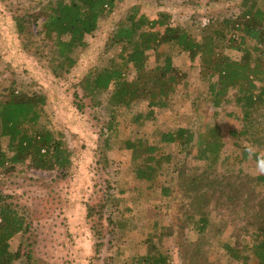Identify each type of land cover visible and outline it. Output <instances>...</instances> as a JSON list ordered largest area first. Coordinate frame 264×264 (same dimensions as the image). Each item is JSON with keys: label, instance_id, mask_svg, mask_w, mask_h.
I'll list each match as a JSON object with an SVG mask.
<instances>
[{"label": "trees", "instance_id": "16d2710c", "mask_svg": "<svg viewBox=\"0 0 264 264\" xmlns=\"http://www.w3.org/2000/svg\"><path fill=\"white\" fill-rule=\"evenodd\" d=\"M42 2L29 18L20 15L14 22L24 51L61 76L77 65L76 53L88 48L87 37L98 32L101 21L123 0ZM236 9L233 15L211 18L203 27L193 23L183 28L173 26L167 12L150 19L139 6L132 7L126 17L114 23L105 53L114 47L120 52L109 59L100 56L93 70L79 81L81 98L77 96L82 101L107 95L109 119L106 132H101L105 135L101 154L105 167L110 165L107 153L116 142L119 150L131 153L137 180L158 185L166 199L175 195L174 189L181 191L180 223L173 236L176 243L182 231L185 236L186 228L202 236L212 232L215 225L213 240L228 264H264V174H248L242 167L249 160L264 165V0H241ZM41 18V28L33 31L32 24ZM37 37L41 38L38 42ZM231 51L237 55L231 56ZM182 53L188 54L190 62H198L206 86L195 97L194 105L208 103L214 109V119L225 106L237 109L226 114L242 125L239 131L230 132L235 151L229 155L222 156L223 133L216 121L201 131L194 126L155 130L153 140L113 138L118 116L129 115L136 105L146 103L145 110L130 120L142 129L159 110L170 107L181 83L187 87L186 74L174 64V58ZM46 102L43 95L30 93L14 82L0 91V174L12 172L17 166L39 172L71 167L64 135L42 121ZM2 139H7L5 149ZM240 140L258 147V151L251 152ZM164 145L174 148L164 152ZM176 156L183 157L173 163ZM191 160L203 166L191 169ZM164 172L169 178L160 182ZM108 189L107 201L117 202L110 195L112 188ZM125 213L131 215L132 211L126 208ZM114 223L118 229L127 230L123 217ZM227 227L232 234L226 239L223 235ZM26 229L24 217L0 194V264H36L31 254L23 251L22 243L16 251L11 248V240L24 235ZM200 241L175 247L179 264H209L206 244ZM99 247L96 244L97 253ZM152 249L132 258V264H171L170 252Z\"/></svg>", "mask_w": 264, "mask_h": 264}, {"label": "rangeland", "instance_id": "374dc122", "mask_svg": "<svg viewBox=\"0 0 264 264\" xmlns=\"http://www.w3.org/2000/svg\"><path fill=\"white\" fill-rule=\"evenodd\" d=\"M240 1L123 0L101 21L98 32L87 37L88 48L76 53L77 65L70 73L58 76L24 51L14 22L17 16L29 18L33 15L40 0H0V91L14 82L30 93L43 95L47 102L43 106L42 121L64 135L72 163L66 171L39 172L17 166L12 172L0 174V194L17 208L27 227L24 235L18 234L11 240L13 251L22 243L23 251L30 253L36 264H132V258L145 255L154 248V251L167 250L171 264H179L175 247L201 240L206 244L209 264H228L224 252L213 240L215 225L212 232L202 236L186 228L185 236L182 231V236H177L179 243H176L173 236L180 223V190L174 189L175 195L166 199L158 185L137 180L131 153L119 150L116 142L107 153L110 165L104 166L101 154H104L102 141L105 135L101 132H106L109 119L105 110L107 95L81 101V90L77 85L93 70L101 55L104 54V59L118 55L119 47L108 48L105 53L108 39L114 23L126 17L132 7L139 6L141 13L150 19H155L161 11L167 12L172 16L173 26L184 28L195 23L203 27L220 14L227 17L236 13ZM42 18L34 24L36 26L32 24L33 31L41 28ZM40 39L37 37L36 41ZM228 53L233 57L237 55L234 51ZM174 64L186 74L187 87L181 83L170 107L159 110L156 118L142 129L136 128L130 120L132 115L145 110L146 103L136 105L129 115L118 116L117 133L113 138L116 141L138 137L153 140L155 130L194 126L201 131L206 124L216 121L223 133L222 156L233 153L235 139L230 132L239 131L242 125L226 114L236 113L237 109L234 105L225 106L214 119V109L208 103L194 105L195 97L206 88L200 78L198 62H190L188 54L182 53L174 58ZM79 104H82L80 109ZM1 144L5 149L7 139H2ZM240 144L248 146L251 152L258 151V147L243 140ZM162 148L169 153L174 147L164 145ZM177 158L180 160L176 156L173 163ZM190 162L191 169L203 166V163ZM242 167L248 174H264L261 171L264 165L252 160L244 162ZM168 178L164 172L159 181ZM108 188H112L110 195L118 199L117 202L107 201ZM126 208L131 209V215L125 213ZM120 217L127 221V230L115 225L116 218ZM214 223L218 225L219 219ZM233 229L236 231L235 227ZM231 234L232 230L227 227L223 237L227 239ZM96 244L100 245L98 253Z\"/></svg>", "mask_w": 264, "mask_h": 264}, {"label": "clouds", "instance_id": "9594fccd", "mask_svg": "<svg viewBox=\"0 0 264 264\" xmlns=\"http://www.w3.org/2000/svg\"><path fill=\"white\" fill-rule=\"evenodd\" d=\"M261 171H264V168H261Z\"/></svg>", "mask_w": 264, "mask_h": 264}]
</instances>
